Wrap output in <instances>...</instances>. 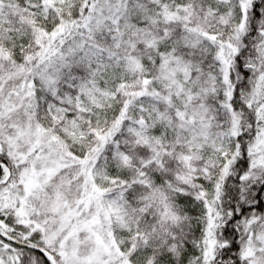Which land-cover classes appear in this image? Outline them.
<instances>
[{
    "label": "snow or ice",
    "instance_id": "6c2138e0",
    "mask_svg": "<svg viewBox=\"0 0 264 264\" xmlns=\"http://www.w3.org/2000/svg\"><path fill=\"white\" fill-rule=\"evenodd\" d=\"M0 264H264V0H0Z\"/></svg>",
    "mask_w": 264,
    "mask_h": 264
}]
</instances>
